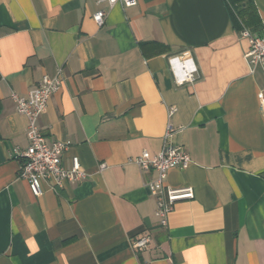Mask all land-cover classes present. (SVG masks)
Instances as JSON below:
<instances>
[{
    "label": "crops",
    "instance_id": "1",
    "mask_svg": "<svg viewBox=\"0 0 264 264\" xmlns=\"http://www.w3.org/2000/svg\"><path fill=\"white\" fill-rule=\"evenodd\" d=\"M234 2L0 0V264H264V68L250 71ZM252 3L263 37L264 0ZM171 56L194 61L193 83H175ZM58 71L38 127L68 143L62 165L77 158L84 178L44 180L35 197L10 155L27 147L11 95ZM168 124L190 163L166 187L194 196L161 227L154 172L133 160L161 151ZM139 236L150 243L134 251Z\"/></svg>",
    "mask_w": 264,
    "mask_h": 264
},
{
    "label": "built area",
    "instance_id": "2",
    "mask_svg": "<svg viewBox=\"0 0 264 264\" xmlns=\"http://www.w3.org/2000/svg\"><path fill=\"white\" fill-rule=\"evenodd\" d=\"M105 1L110 6L119 3L126 8L137 4V0ZM103 17L104 12L99 11L93 16V20L97 25H101ZM239 35L249 43L245 59L250 71L258 64L264 68V36H258L245 28L239 32ZM167 63L177 85L195 81L198 71L191 58L181 60L178 56H171L167 59ZM60 74L61 71H58L53 78L42 77L24 97L11 95L16 112L27 120V147L25 149L13 147L10 155L18 162V178L27 182L31 194L35 197L42 196L41 183L44 180H48L52 187H61L63 182L75 183L84 178V172L77 158L71 160L69 168H64L62 165V155L68 143H48L38 127V119L46 112L51 96L60 89ZM172 112L171 110L169 114ZM172 134V128L168 124L161 151L155 155L142 152L133 160L141 173L154 172V179L146 182L145 186L156 200L155 217L161 227L167 226L168 216L176 203L191 200L194 196L191 188L172 190L166 187L168 171L173 168L185 169L190 163L189 156L180 147L169 142ZM100 168H104V165ZM149 243V236H139L132 242V249L134 251L144 250Z\"/></svg>",
    "mask_w": 264,
    "mask_h": 264
},
{
    "label": "trees",
    "instance_id": "3",
    "mask_svg": "<svg viewBox=\"0 0 264 264\" xmlns=\"http://www.w3.org/2000/svg\"><path fill=\"white\" fill-rule=\"evenodd\" d=\"M237 1L239 0H235V2L232 3V8L234 10L233 20L236 30L240 32L243 28H245L253 32L251 30L252 27L251 23L254 13V5L252 3V0H246L245 3L242 2L240 3ZM145 46L146 44L143 45V47Z\"/></svg>",
    "mask_w": 264,
    "mask_h": 264
}]
</instances>
